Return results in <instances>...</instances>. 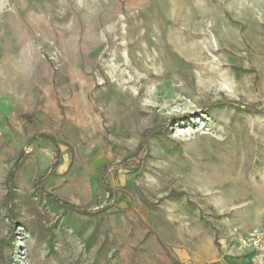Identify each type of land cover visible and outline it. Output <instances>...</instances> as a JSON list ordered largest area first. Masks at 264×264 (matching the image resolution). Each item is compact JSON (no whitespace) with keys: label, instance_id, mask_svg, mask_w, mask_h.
Here are the masks:
<instances>
[{"label":"rangeland","instance_id":"rangeland-1","mask_svg":"<svg viewBox=\"0 0 264 264\" xmlns=\"http://www.w3.org/2000/svg\"><path fill=\"white\" fill-rule=\"evenodd\" d=\"M242 208L264 0H0V264H192Z\"/></svg>","mask_w":264,"mask_h":264},{"label":"crops","instance_id":"crops-1","mask_svg":"<svg viewBox=\"0 0 264 264\" xmlns=\"http://www.w3.org/2000/svg\"><path fill=\"white\" fill-rule=\"evenodd\" d=\"M244 223L245 221H249ZM264 222V211L242 208L231 214L224 221L220 237L213 241L214 248L208 257L201 258L194 254L192 264H257L256 259L247 252H240L235 246V236L245 234L261 226ZM191 261V260H190ZM191 263V262H187Z\"/></svg>","mask_w":264,"mask_h":264},{"label":"built area","instance_id":"built-area-1","mask_svg":"<svg viewBox=\"0 0 264 264\" xmlns=\"http://www.w3.org/2000/svg\"><path fill=\"white\" fill-rule=\"evenodd\" d=\"M235 246L240 252L250 253L257 264H264V222L245 234H237Z\"/></svg>","mask_w":264,"mask_h":264},{"label":"trees","instance_id":"trees-1","mask_svg":"<svg viewBox=\"0 0 264 264\" xmlns=\"http://www.w3.org/2000/svg\"><path fill=\"white\" fill-rule=\"evenodd\" d=\"M49 139V138H48ZM59 161H57V160H55V162H54V164H52V167H51V169L53 170V169H56L57 167H58V165H59ZM104 189H105V191H108V187H107V184H106V181L104 182ZM63 207L65 208V210H67V211H70V212H74V213H79V211L80 210H77V209H75V208H71L70 206H68V205H66V204H63ZM69 208H70V210H69ZM74 209V210H73ZM84 213V215H92V212H83Z\"/></svg>","mask_w":264,"mask_h":264}]
</instances>
